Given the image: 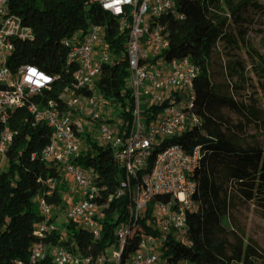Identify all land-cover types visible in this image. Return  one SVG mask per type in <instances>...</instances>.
Listing matches in <instances>:
<instances>
[{
    "label": "built area",
    "instance_id": "1",
    "mask_svg": "<svg viewBox=\"0 0 264 264\" xmlns=\"http://www.w3.org/2000/svg\"><path fill=\"white\" fill-rule=\"evenodd\" d=\"M94 2L118 20L119 32L126 36L124 52L113 53L106 39V25L90 24L86 33L77 32L64 40L68 48L66 64L73 70V79L56 91L55 77L39 67H9L8 59L15 47L12 40L32 38L33 31L10 11L9 0H0V157L6 158L17 134L10 126L14 112L25 109L35 122H45L51 128L43 159L57 164L61 176L70 179L76 189L74 193L72 188L69 199L57 206L46 197L36 198L43 218L35 224L34 234L40 239L31 247L29 262L18 264H37L48 255L54 264H123V251L136 237V248L125 264H165L160 255L162 243L170 236L186 240L187 212L196 207L190 199L197 187L195 171L200 149L187 151L180 144L171 143L151 159L154 147L201 121L191 110L198 67L189 57L163 56L170 49V40L158 19L183 18L177 10L178 0H121L118 5L113 0ZM105 4L112 6L105 8ZM123 58L128 61L127 84L134 97L129 128L124 126L122 115L105 117L111 114L112 101L97 87L103 67ZM54 90L56 98H45L46 93ZM165 100L171 104L149 118L144 109ZM94 145L109 148L124 170L121 184L112 192L106 184L99 183L93 166L78 163L80 155ZM150 165V172L140 181L139 174ZM60 183L57 178L47 179V195ZM158 194H171L173 198L169 202H152ZM126 195L128 218L115 227L117 241L105 252L85 253L60 242H45L53 233L64 232L66 224L72 221L98 240L107 211ZM64 239L66 236L62 235L60 241Z\"/></svg>",
    "mask_w": 264,
    "mask_h": 264
},
{
    "label": "trees",
    "instance_id": "2",
    "mask_svg": "<svg viewBox=\"0 0 264 264\" xmlns=\"http://www.w3.org/2000/svg\"><path fill=\"white\" fill-rule=\"evenodd\" d=\"M250 7L264 12V6L255 0H178L177 10L183 18L158 19L170 40V49L163 56L167 59L189 57L199 69L191 110L201 118L199 124L154 147L151 158L171 143H178L187 151L196 148L201 151L195 171L196 207L187 212L186 240L170 236L162 243L160 255L165 264H264V249L252 239H246L231 219L236 202L246 195L264 203V146L258 142L245 143L231 131L222 110H246L243 104L216 90L209 68V58L221 38L237 46L227 27L232 18L238 24L246 21L243 14ZM9 9L33 31L32 38L12 40L15 47L8 59L9 67L16 69L26 64L39 67L55 77L56 91L73 79V70L66 64L68 48L64 40L77 32L86 33L90 24L106 25L111 50L116 55L124 52L126 36L119 32L118 20L104 13L94 0H9ZM244 33V28L239 30L246 43ZM128 76V61L123 58L105 65L97 83L99 92L116 102L126 128L131 126L134 106ZM55 90L46 93L45 98H56ZM170 104L165 100L144 111L149 118H154ZM10 126L17 134L6 155L7 167H0V264L29 262L31 247L40 239L34 234V226L43 218L36 201L38 196L46 197L56 206L64 204L62 188L47 195V179L63 182L57 164L45 161L42 156L51 140V128L45 122H35L25 109L14 112ZM77 160L80 165L93 166L99 183L106 184L109 192L124 178V170L115 162L109 148L90 146ZM150 168L151 165L139 174L140 181ZM172 198L171 194H158L152 202H169ZM128 201L126 195L113 202L102 220V236L98 240L72 221L66 224L64 232L53 233L45 242H60L85 253L105 252L117 241L115 227L128 218ZM141 221L144 223V219ZM62 235L66 239L60 241ZM136 244L137 237L123 251V264ZM37 264L54 262L48 255Z\"/></svg>",
    "mask_w": 264,
    "mask_h": 264
},
{
    "label": "rangeland",
    "instance_id": "3",
    "mask_svg": "<svg viewBox=\"0 0 264 264\" xmlns=\"http://www.w3.org/2000/svg\"><path fill=\"white\" fill-rule=\"evenodd\" d=\"M238 1V0H235ZM264 6V0H255ZM246 21L230 22L227 32L236 39V45L221 38L209 58L210 76L216 90L243 104L246 112L225 108L222 110L231 131L245 143L258 142L264 146V12L250 7L243 14ZM244 28V43L239 30ZM262 64L261 67L259 64ZM109 103L111 114L106 118L120 117L121 110L113 100ZM241 128L239 129L238 127ZM161 142V141H159ZM5 157H0V167H7ZM232 187L236 185L233 183ZM64 202L76 191L70 179L63 178L60 186ZM233 208L232 223L248 240L252 239L264 249V203L256 197H243ZM196 204V199H190Z\"/></svg>",
    "mask_w": 264,
    "mask_h": 264
},
{
    "label": "clouds",
    "instance_id": "4",
    "mask_svg": "<svg viewBox=\"0 0 264 264\" xmlns=\"http://www.w3.org/2000/svg\"><path fill=\"white\" fill-rule=\"evenodd\" d=\"M121 2V0H113V3H116L117 5ZM124 2H127V0H124ZM111 4H105V8L111 7ZM117 12H120L121 9L119 7L116 8Z\"/></svg>",
    "mask_w": 264,
    "mask_h": 264
}]
</instances>
